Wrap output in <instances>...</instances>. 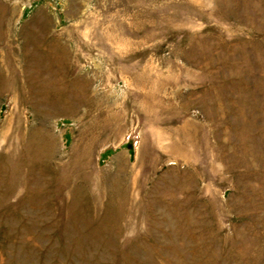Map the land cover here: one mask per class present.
<instances>
[{"label":"rangeland","instance_id":"rangeland-1","mask_svg":"<svg viewBox=\"0 0 264 264\" xmlns=\"http://www.w3.org/2000/svg\"><path fill=\"white\" fill-rule=\"evenodd\" d=\"M0 264H264V0H0Z\"/></svg>","mask_w":264,"mask_h":264}]
</instances>
